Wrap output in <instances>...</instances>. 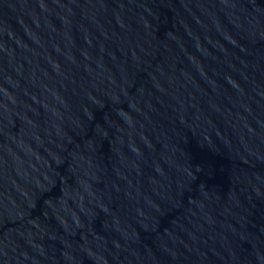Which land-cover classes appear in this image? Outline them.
<instances>
[{
    "label": "water",
    "instance_id": "obj_1",
    "mask_svg": "<svg viewBox=\"0 0 264 264\" xmlns=\"http://www.w3.org/2000/svg\"><path fill=\"white\" fill-rule=\"evenodd\" d=\"M0 264H264V0H0Z\"/></svg>",
    "mask_w": 264,
    "mask_h": 264
}]
</instances>
